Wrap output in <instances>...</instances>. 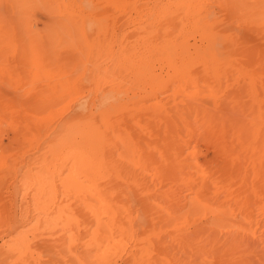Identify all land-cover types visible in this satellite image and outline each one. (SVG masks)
I'll list each match as a JSON object with an SVG mask.
<instances>
[{
  "label": "rangeland",
  "instance_id": "rangeland-1",
  "mask_svg": "<svg viewBox=\"0 0 264 264\" xmlns=\"http://www.w3.org/2000/svg\"><path fill=\"white\" fill-rule=\"evenodd\" d=\"M0 135V264H264V0H0Z\"/></svg>",
  "mask_w": 264,
  "mask_h": 264
},
{
  "label": "bare ground",
  "instance_id": "bare-ground-1",
  "mask_svg": "<svg viewBox=\"0 0 264 264\" xmlns=\"http://www.w3.org/2000/svg\"><path fill=\"white\" fill-rule=\"evenodd\" d=\"M233 19H234V18H233ZM234 20H235V19H234ZM56 96H57V95H56ZM56 96H55V97H56ZM52 97H53V96H52ZM55 97H54V98H55ZM57 97H58V99H55V101H57V100L61 101L60 99L63 98V96H62V98H59V96H57ZM41 98H42V97H41ZM44 98H45V97H44ZM48 98H49V97H48ZM48 98H47V99H43V98H42V99H43V102H47V101H49V100L51 99V98H49V100H48ZM54 98H53V99H54ZM39 100H40V99H39ZM105 100H106V99H105ZM108 100H109V99H108ZM108 100L106 101V103H108ZM41 101H42V100H41ZM41 101H39V102H41ZM55 101H54V102H55ZM59 101L55 102V104L58 103ZM39 102L36 101V103H38V104H39ZM34 103H35V101H34ZM36 103H35V105H36ZM41 103H42V102H41ZM49 103H50V101L48 102V104L46 103L47 105H45V104H44V105H45V106H48V105L51 106V104H52L53 102H51L50 104H49ZM79 103H80V102H79ZM104 103H105V102H104V100H103V105H104ZM38 104H37V105H38ZM42 104H43V103H42ZM55 104H53V105H55ZM81 104H82V102H81ZM99 104H100V103H99ZM99 104H98V105H99ZM108 104H109V103H108ZM79 105H80V104H79ZM83 105H84V104L80 105L81 108H82ZM98 105H97V106H98ZM101 105H102V104H101ZM103 105H102V107H103ZM38 106H39V105H38ZM42 106H43V105H42ZM45 106H43L44 109H46ZM80 106H77V108L79 109ZM86 106H87V105H86ZM36 107H37V106H35V108H36ZM52 107H53V106H52ZM88 107H89V106H88ZM90 107H91V106H90ZM9 108H10V107H9ZM19 108H21V106H20ZM22 108H23V107H22ZM35 108H34V109H35ZM75 108H76V107H75ZM77 108H76V109H77ZM83 108H85V106H83ZM83 108H82V109H83ZM86 108H87V107H86ZM96 108H99V107H96ZM34 109H33V110H34ZM38 109H39V107H38ZM76 109H74V110H76ZM78 109H77V110H78ZM82 109H81V110H82ZM101 109H102V108H101ZM54 110H55V109H54ZM54 110H53V111H54ZM83 110H84V109H83ZM107 110H108V107H107ZM19 111H21V109H20ZM19 111H18V113H19ZM26 111H27V110H25L24 112H26ZM51 111H52V110H51ZM102 111H103V110H102ZM109 111H113V109H112V110L110 109V110H108L107 112H109ZM29 112H30V111H29ZM29 112H28V115L30 114ZM39 112H40V111H39ZM41 112H42V111H41ZM81 112H82V111H81ZM105 112H106V111H105ZM107 112H106V114H107ZM34 113H35V112H34ZM36 113H38V112H36ZM47 113H48V116H49V111H47ZM50 113H51V112H50ZM98 113H99V112H98ZM44 114H45V113H44ZM51 114H52V113H51ZM26 115H27V114H26ZM45 115H46V114H45ZM97 115H98V114H97ZM108 115H109V113H108ZM108 115H107V116H108ZM111 115H112V114H111ZM113 115H114V114H113ZM113 115H112V117L110 118L111 120H113ZM22 116H23V114H22ZM79 116H80V115H79ZM79 116H78V117H79ZM100 116H101V115H100ZM100 116H98V117L100 118ZM114 116H115V115H114ZM15 117L17 118V116H15ZM32 117H34V116H32ZM39 117H40V116H39ZM39 117L37 116V118H39ZM41 117H42V116H41ZM96 117H97V116H96ZM16 118H15V119H16ZM19 118H20V117H19ZM19 118H17V119L19 120ZM29 118H30V116H29ZM79 118H80V117H79ZM104 118H105V117H104ZM22 119H23V118H22ZM105 119H106V118H105ZM114 119H115V118H114ZM20 120H21V119H20ZM20 120H19V122H20ZM30 120H31V119H30ZM30 120H29V121H30ZM33 120H34V119H33ZM35 120H36V119H35ZM39 120H40V119H39ZM103 120H104V119H103ZM41 121H42V120H41ZM100 121H101V120H100ZM107 121H108V120H107ZM107 121H106V122H107ZM113 121H114V120H113ZM16 122H17V121H16ZM31 122H32V121H30V124L32 125L34 122H33V123H31ZM108 122H109V121H108ZM110 122H111V121H110ZM110 122H109V123H110ZM20 123H22V122H20ZM36 123H37V122H36ZM102 123H103V122H102ZM114 123H115V121H114ZM115 124H116V123H115ZM20 125H21V124H20ZM34 125H35V123H34ZM104 125H105V124H104ZM61 126H62V125H61ZM61 126H60V127H61ZM30 127H31V126H30ZM109 127H111V126L109 125ZM112 127H113V125H112ZM90 128H92V127H90ZM116 128H117V127H116ZM29 129H31V128H29ZM32 129H33V128H32ZM32 129H31V130H32ZM99 129H100V128H99ZM111 130H112V129H111ZM111 130H110V131H111ZM43 131H44V130H43ZM57 131H58V130H57ZM59 131H60V130H59ZM62 131H63V129L61 130V132H62ZM101 131H102V130H101ZM48 132H49V131H48ZM48 132H47V133H48ZM64 132H65V131H64ZM52 133H54V131H53ZM59 133H60V132H59ZM59 133H58V134H59ZM65 133H66V132H65ZM96 133H97V132H96V130H95V134H96ZM112 133H113V130H112ZM30 134H31V132H30ZM39 134H40V133H39ZM39 134H38V135H39ZM59 135H60V134H59ZM64 135H65V134H64ZM0 136H1V135H0ZM100 136H101V135H100ZM120 136H121V135H120ZM47 137H48V135H47ZM28 138H29V135H28ZM31 138H32V137H31ZM48 138H49V137H48ZM51 138H52V137H51ZM115 139H116V138H115ZM0 140H1V137H0ZM33 140H34V139H32V142H33ZM87 140H88V139H87ZM92 140H93V139H92ZM94 140H95V139H94ZM108 140H109V139H108ZM111 140H112V139H111ZM46 141H47V140H46ZM46 141H43V142H46ZM95 141H96V140H95ZM99 141H100V140H99ZM123 141H124V140H123ZM1 142H2V141H1ZM34 142H35V141H34ZM48 142H49V141H48ZM48 142H47V143H48ZM111 142H112V141H111ZM87 143H88V142H87ZM113 143H114V141H113ZM43 144H45V143H43ZM49 144H50V143H49ZM53 144H54V143H53ZM63 144H64V143H63ZM89 144H90V143H89ZM106 144H107V143H106ZM0 145H1V144H0ZM8 145H9V144H8ZM8 145H7V146H8ZM58 145H59V143H58ZM114 145H116V144H113L112 147H114ZM124 145H125V144H124ZM90 146H91V145H90ZM97 146H98V145H97ZM109 146H110V143H109ZM1 147H2V146H1ZM1 147H0V148H1ZM3 147L5 148L6 146H3ZM3 147L1 148V150L4 149ZM50 147H51V146H50ZM105 147H106V146H104V148H105ZM112 147H110V148H112ZM115 147H116V146H115ZM43 148H46V145H45V147H43ZM43 148H42V151H43ZM47 148H49V147L47 146ZM94 148L96 149V147H94ZM104 148H103V149H104ZM6 149H7V148H6ZM113 149H114V148H113ZM115 149H116V148H115ZM115 149H114V150H115ZM48 150H49V149H48ZM99 150H100V149H99ZM42 151H41V152H42ZM89 151H90V150H89ZM89 151H88V153H90ZM93 151H94V150H93ZM95 151H96V150H95ZM95 151H94V152H95ZM105 151H106V150H105ZM111 151H112V150H111ZM41 152H40V150H39V153H41ZM83 152H84V151H83ZM99 152H101V151H99ZM113 152H114V151H113ZM43 153H45V151H44ZM43 153L41 154V156L44 155ZM110 153H112V152H110ZM110 153H109V154H110ZM46 154H47V157H48L49 155H48L47 152H46ZM51 154H52V153H51ZM90 154H91V153H90ZM100 154H101V153H100ZM113 154H114V153H113ZM39 155H40V154H39ZM86 155H87V154H86ZM86 155H85V156H86ZM71 156H73V155H71ZM47 157H46V158H47ZM34 158H35V157H34ZM38 158H40V157L38 156ZM42 158H43V157H42ZM44 158H45V157H44ZM91 158H92V157H91ZM109 158H110V157H109ZM109 158H108V161H109ZM115 158H116V156H115ZM92 159H93V158H92ZM102 159H103V158H102ZM37 161H38V159H36V161H34V162H37ZM45 161H46V159H45ZM104 161H105V159H104ZM106 161H107V159H106ZM116 161H117V159H116ZM52 162H53V161H52ZM70 162H71V161H70ZM101 162H102V161H101ZM112 162H114V161H112ZM39 163H40V162H39ZM42 163H43V162H42ZM54 163H55V162H54ZM97 163H98V162H97ZM30 164L32 165L33 163H31V161H30ZM51 164H53V163H51ZM67 164H68V163H66V165H67ZM72 164H73V163L71 162V166H72ZM110 164H111V163H110ZM114 164H115V162H114ZM116 164H117V163H116ZM31 165H30V168H31ZM38 165H39V164H38ZM38 165H37V168H38V167H41V163H40V166H38ZM45 165H46V164H45ZM47 165H48V162H47ZM47 165H46V166H47ZM66 165H63V166H66ZM33 166H35V164H33ZM42 166L44 167V164H43ZM111 166H112V165H111ZM115 166H116V165H115ZM28 167H29V166H27V168H28ZM43 167H41V168H43ZM47 167H48V166H47ZM51 167H52V166H51ZM72 167H73V166H72ZM98 167H99V165H98ZM101 167H102V166H101ZM104 167H105V166H104ZM116 167H117V166H116ZM116 167H115V168H116ZM33 168H34V167H33ZM35 168H36V167H35ZM35 168H34V169H35ZM41 168H40V169H41ZM69 168H70V167H69ZM115 168H114V169H115ZM38 169H39V168H38ZM62 169H63V168H62ZM62 169L59 168L58 170H62ZM65 169H66V167H65ZM98 169H100V168H98ZM118 169H119V168H118ZM31 170H32V172L34 173L33 169H31ZM36 170H37V169H36ZM43 170H45V167L43 168ZM43 170H42V171H43ZM50 170H54V169H50ZM72 170H73V169H72ZM108 170H109V169H108ZM28 171H29V169H28ZM38 171H39V170H37V171L35 172V176H36V173H37ZM40 171H41V170H40ZM40 171H39V172H40ZM42 171H41V172H42ZM48 171H49V170H48ZM64 171H65V170H64ZM64 171H63V172H64ZM97 171H98V170H97ZM109 171H111V170H109ZM17 172H18V171H17ZM24 172H26V171H24ZM24 172H23V173H24ZM41 172H40V174H41ZM46 172H47V171H46ZM72 172H73V171H72ZM99 172H100V171H99ZM116 172H117V171H115V173H116ZM49 173L51 174V172H48V174H49ZM60 173H61V172H60ZM75 173H76V172H75ZM108 173H109V172H108ZM38 174H39V173H38ZM48 174H46V175H48ZM53 174H54V173H53ZM61 174H62V173H61ZM63 174H64V173H63ZM69 174H70V173H69ZM100 174H101V173H100ZM112 174H113V173H112ZM112 174H111V175H112ZM22 175H23V174H22ZM26 175H28V174L26 173ZM72 175H73V173H72ZM80 175H81V174H80ZM23 176H25V173H24ZM23 176H21V177H23ZM31 176H32V174L30 175V177H31ZM48 176H49V175H48ZM48 176H47V177H48ZM73 176H74V175H73ZM75 176H76V174H75ZM77 176H78V175H77ZM83 176H84V175H83ZM99 176H100V175H99ZM114 176H115V174H114ZM25 177H26V176H25ZM25 177H23V178L25 179ZM40 177H41V176H40ZM100 177H101V176H100ZM23 178H22V180H21V184H22L23 181H26V182H24L25 184L29 183V182H27V181L30 179L29 176H28V178L26 177V178H27L26 180H24ZM36 178H37V177H36ZM73 178H74V177H73ZM75 178H76V177H75ZM64 179H66V176H65ZM79 179H80V178H79ZM81 179H82V178H81ZM39 180H40V178H39ZM66 180H67V179H66ZM76 180H77V178H76ZM76 180H75V182H76ZM82 180H83V179H82ZM29 181H30V180H29ZM40 181H41V180H40ZM43 181H44V180H43ZM78 181H81V180H78ZM78 181H77V182H78ZM84 181H85V180H84ZM89 181H90V180H89ZM99 181H100V180H99ZM41 182H42V181H41ZM44 182H45V181H44ZM72 182H73V181H72ZM77 182H76V183H77ZM82 182H83V181H82ZM82 182H80V183H82ZM85 182H86V181H85ZM100 182H101V181H100ZM37 183H39L38 178H37ZM42 183H43V182H42ZM42 183H41V184H42ZM91 183H92V182H91ZM25 184H23V185H25ZM41 184H40V185H41ZM45 184H46V182H45ZM89 184H90V183H89ZM92 184H93V183H92ZM37 185L40 186L39 184H37ZM77 185H79V184H77ZM80 185H81V184H80ZM86 185H88V184H86ZM86 185H84V187L87 188L86 190H88L89 187H87ZM43 186H44V184H43ZM92 186H93V185H91L90 188H92ZM94 186H95V185H94ZM40 187H41V186H40ZM73 187H74V186H73ZM79 187H80V186H79ZM81 187H82V185H81ZM38 188H39V187H38ZM42 188H43V187H42ZM42 188H41V189H42ZM96 188L98 189V187H95V188H94L95 191H97ZM39 190H40V188H39ZM75 190H76V189H75ZM94 190H93V188L91 189L92 192H93ZM101 190H102V189H101ZM44 191H45V190H44ZM80 191H81V189H80ZM91 191H90V192H91ZM98 191H99V189H98ZM118 210H119V209H118ZM116 212H117V211H116ZM115 214H116V213H115ZM118 214H119V213H118ZM115 216H116V215H115ZM116 220H117V221H120L119 219H116ZM117 224H118V223H117ZM119 224H120V223H119ZM118 228L122 229V226H121V225H118ZM14 238L16 239V237H14ZM18 240H19V239H18Z\"/></svg>",
  "mask_w": 264,
  "mask_h": 264
}]
</instances>
